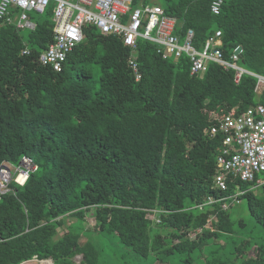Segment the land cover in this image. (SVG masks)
Returning <instances> with one entry per match:
<instances>
[{
  "label": "trees",
  "instance_id": "trees-1",
  "mask_svg": "<svg viewBox=\"0 0 264 264\" xmlns=\"http://www.w3.org/2000/svg\"><path fill=\"white\" fill-rule=\"evenodd\" d=\"M213 1L150 3L198 49L217 30L225 59L241 46L253 74L238 82L214 62L191 75L185 54L142 38L132 50L91 24L55 71L39 62L51 5L30 12L34 30L0 26V163L38 166L0 198V264H264V184L229 176L220 189L222 135L210 131L214 113L264 105V0H222L218 14Z\"/></svg>",
  "mask_w": 264,
  "mask_h": 264
},
{
  "label": "built area",
  "instance_id": "built-area-1",
  "mask_svg": "<svg viewBox=\"0 0 264 264\" xmlns=\"http://www.w3.org/2000/svg\"><path fill=\"white\" fill-rule=\"evenodd\" d=\"M54 2L53 41L40 54L39 62L61 71L68 53L83 38V26L94 25L103 34L117 35L125 46L134 50L138 38H143L157 46L158 52L166 57L175 58L185 54L190 61V74L203 73L209 62H214L224 69H234L235 81L243 73L252 72L239 66V54L234 53L230 60L224 58L221 49V31L209 36L201 48L192 44L193 31L188 30L183 39L175 33L174 20L164 16L163 8L158 4L140 1L133 6V0H0V26L11 23L17 30H34L36 22L30 12L43 13ZM222 0H215L211 10L218 13ZM23 52H28L24 50ZM130 66L140 78L135 58L130 59ZM259 83L264 78L255 75ZM222 111V110H221ZM216 115V114H215ZM210 131L225 135L217 156L218 172L214 181L225 188L229 176L243 181H255L264 184V105L258 104L247 108L240 114L228 113L215 116ZM37 164L28 156H22L17 164L8 161L0 163V198L15 189L12 182L23 186L31 172L37 170Z\"/></svg>",
  "mask_w": 264,
  "mask_h": 264
},
{
  "label": "rangeland",
  "instance_id": "rangeland-1",
  "mask_svg": "<svg viewBox=\"0 0 264 264\" xmlns=\"http://www.w3.org/2000/svg\"><path fill=\"white\" fill-rule=\"evenodd\" d=\"M151 1H160V0H149L148 2H151ZM51 6L52 7H54V2H51ZM258 93H260L261 91H260V89L257 91ZM244 213L245 214H242V215H244V216H248V214H247V211L245 210L244 211ZM71 220V219H70ZM69 220V221H70ZM91 226V227H93L94 226V219L92 218V217H88L87 219H86V226ZM64 231V230H63ZM63 231H61V233H59L58 235H62V233H63ZM82 239H84V236H81V239L80 240H82ZM81 258H82V256L81 255H76L74 258H73V260L76 262V263H80L81 262ZM38 262H40V261H37V263ZM45 264H53V262L51 261V260H49V261H45Z\"/></svg>",
  "mask_w": 264,
  "mask_h": 264
},
{
  "label": "crops",
  "instance_id": "crops-1",
  "mask_svg": "<svg viewBox=\"0 0 264 264\" xmlns=\"http://www.w3.org/2000/svg\"><path fill=\"white\" fill-rule=\"evenodd\" d=\"M263 85H259L260 90L262 89ZM37 256H34L32 259L26 260L20 264H45V261H49V259H37ZM37 261H40L37 263Z\"/></svg>",
  "mask_w": 264,
  "mask_h": 264
},
{
  "label": "clouds",
  "instance_id": "clouds-1",
  "mask_svg": "<svg viewBox=\"0 0 264 264\" xmlns=\"http://www.w3.org/2000/svg\"><path fill=\"white\" fill-rule=\"evenodd\" d=\"M211 11H212V10H211ZM212 13H214V12L212 11ZM214 14H218V13H214ZM187 31H188V30H187ZM142 39H143V38H142ZM128 47H129V46H128ZM236 47H238V46H236ZM130 48H131V47H130ZM131 49H132V48H131ZM237 54H238V53H237ZM239 57H242V51L239 52ZM237 64H238V63H237ZM238 65H239V64H238ZM239 66H241V65H239ZM241 67H243V66H241ZM243 68H245V67H243ZM245 69H246V68H245ZM246 70H247V69H246ZM235 73H236V71H235ZM246 74H247V73H246ZM259 89H260V88H259ZM261 90H262V89H261ZM261 90H260V91H261ZM257 93H258V92H257ZM257 105H258V104H257ZM262 105H263V104H262ZM255 106H256V105H255ZM251 107H252V106H251ZM222 110H223V109H222ZM215 114H216V113L213 114V117H214ZM226 114H228V113L226 112ZM226 114H225V115H226ZM215 116H219V115L216 114ZM223 116H224V115H223ZM221 117H222V116H221ZM213 120H214V118H213ZM212 124H213V123H212ZM218 133H220V134L222 135V145H224V144H223V141H224L225 135H224L223 133H221V132H218ZM220 150H221V149H220ZM219 152H220V151H219ZM33 257H34V256H33ZM33 257H32V258H33ZM32 258H31V259H32ZM37 259H39V258H37ZM48 259L51 260L50 258H48ZM51 261H52V260H51ZM52 262H53V261H52ZM53 264H54V263H53Z\"/></svg>",
  "mask_w": 264,
  "mask_h": 264
},
{
  "label": "water",
  "instance_id": "water-1",
  "mask_svg": "<svg viewBox=\"0 0 264 264\" xmlns=\"http://www.w3.org/2000/svg\"><path fill=\"white\" fill-rule=\"evenodd\" d=\"M242 51V47L241 46H238L237 49L234 51V53H238Z\"/></svg>",
  "mask_w": 264,
  "mask_h": 264
},
{
  "label": "bare ground",
  "instance_id": "bare-ground-1",
  "mask_svg": "<svg viewBox=\"0 0 264 264\" xmlns=\"http://www.w3.org/2000/svg\"><path fill=\"white\" fill-rule=\"evenodd\" d=\"M112 35V34H111ZM116 36V35H115ZM249 182V181H248ZM251 182V181H250ZM255 182V181H254ZM255 185V184H254ZM258 186V185H257ZM241 193V192H240Z\"/></svg>",
  "mask_w": 264,
  "mask_h": 264
}]
</instances>
